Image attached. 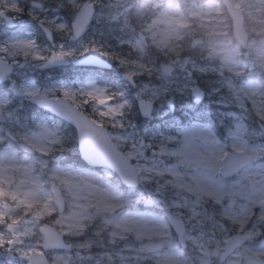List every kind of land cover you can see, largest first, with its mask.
Instances as JSON below:
<instances>
[{"label":"snow or ice","instance_id":"obj_1","mask_svg":"<svg viewBox=\"0 0 264 264\" xmlns=\"http://www.w3.org/2000/svg\"><path fill=\"white\" fill-rule=\"evenodd\" d=\"M221 15L201 0H0V264H264V50L218 39ZM94 20L125 35L85 40ZM33 22L79 47H42ZM106 61L123 83L30 75ZM67 151L82 166L53 163Z\"/></svg>","mask_w":264,"mask_h":264},{"label":"rangeland","instance_id":"obj_2","mask_svg":"<svg viewBox=\"0 0 264 264\" xmlns=\"http://www.w3.org/2000/svg\"><path fill=\"white\" fill-rule=\"evenodd\" d=\"M235 1H236V3L239 6H243L244 8H247V10H249V15H253L254 13H257V14L261 13V10L263 8H261L260 6L264 7V0H251L253 2H257L255 4L251 3L250 0H235ZM180 3L182 5L184 4V2H180ZM210 3H214V2H210ZM61 19H63V18H61ZM226 20L227 19L224 18L223 14H222L221 20L219 21L220 24L216 22V24L212 25V26H217L220 29H222L223 31L227 32L226 36L218 37V39L225 40V41H227V39L232 38L230 36V31H229V28H228L229 26H226V23H227ZM247 22H248V24H247ZM256 24H257L256 21H253L251 19L246 20V27H247L248 33L250 34V37L251 36L253 37V38L250 39L249 42H252L254 40L258 42L257 45L254 46L253 51H255L257 49L264 50V46H261L259 44V41L264 40V32H262V30H264V29H258ZM253 25H255V26L252 28ZM31 28H32L33 31H36L34 22L32 23ZM98 33H99V30L97 29V24H96L95 26H93L90 34L88 35V37L85 38V40H97L96 38H94V35H96ZM34 34H35V32H34ZM194 35H195V37L197 39H199V36H200L199 32L194 33ZM99 36H101V35H99ZM0 38H2V37H0ZM187 38L188 37H186V40H187ZM231 40L235 41L234 38H232ZM50 45H44L42 47H49ZM67 46H69V45H67ZM73 47H79V42L73 44ZM231 48H232V46H231ZM237 49H239V51H241L243 53H246V52L249 51V49L243 50V48L240 45L237 47ZM237 49H235V50H237ZM235 50L233 49V51H235ZM242 58L247 59V58H245V55ZM117 68H118L119 71L122 72V70L120 69L119 65L117 66ZM30 75L34 78L36 83L40 84V85L47 84V83H56V84H70V85H77L78 86L81 81H86L83 78H85L86 76L91 75V74H86L83 78H81L79 76H77V78L76 77L75 78L65 77V79H68L70 82H68L66 80H63L64 77H61L63 75V71H61L60 74H46L45 77H44V73L40 72L37 68H33V69H31ZM41 77H43V78H41ZM97 82L100 83L98 80H97ZM100 84L102 85V83H100ZM105 86H107V85H105ZM128 99H129L130 102L133 100V93L131 91L128 93ZM20 110H21L22 113L26 112L29 115H32V116H35V117H43V118H46V119H54L52 116L42 115V114L39 115L41 112L39 110H37L36 108H32L29 105V102H27V101H24V104H23V106L21 107ZM130 118L136 119V122L138 124L140 123L138 121V118H136V117H130ZM61 126L63 128V131L65 130L64 131L65 132L64 135L66 137H68L69 139L74 137V136H72V134L70 132H68V128H67V126L65 124L62 125V123H61ZM76 155L77 154H75V152H73V151H67V152H65V153H63L61 155L59 161H53V163L54 164L58 163L61 167H67V166L79 167V166H74V164H75L74 163V161H75L74 159H75ZM70 160H73V163H71ZM9 203H11V202H9Z\"/></svg>","mask_w":264,"mask_h":264},{"label":"flooded vegetation","instance_id":"obj_3","mask_svg":"<svg viewBox=\"0 0 264 264\" xmlns=\"http://www.w3.org/2000/svg\"><path fill=\"white\" fill-rule=\"evenodd\" d=\"M217 5L218 6H221V0H217ZM27 18V17H25ZM61 18H63V22H68V20L70 19V17L67 16V14H62L61 15ZM100 22H106V23H109L107 21H100ZM230 22V21H229ZM98 22L95 21V23L93 24V26H95ZM111 24V23H109ZM93 27H91V30H92ZM91 30L89 31V33L91 32ZM137 30H139V27L137 26ZM105 34H107L112 41H114L115 43H117V38H119L120 36H123L125 35V32H120L118 30H114V31H111L110 29H106L105 31ZM42 40H43V43L45 45H48L49 43L47 42V39L45 38V36L42 34ZM55 42L57 44L59 43H66L67 45H69V47H73V41H65L63 38L59 37V36H56L55 37ZM53 41H50V44L52 43ZM113 44V43H112ZM114 65L116 66L117 64L114 62ZM63 69H65L70 75L74 74V73H77L79 71L78 67L74 65V63H70L68 66L64 67ZM38 70H41L43 73H44V77L46 74L48 73H51V72H54L56 70H49V71H46L45 69L43 68H38ZM58 70V69H57Z\"/></svg>","mask_w":264,"mask_h":264},{"label":"water","instance_id":"obj_4","mask_svg":"<svg viewBox=\"0 0 264 264\" xmlns=\"http://www.w3.org/2000/svg\"><path fill=\"white\" fill-rule=\"evenodd\" d=\"M229 13H230V15L234 21L235 35H236L237 39L240 41V39L238 38V34L242 35V36H246L245 31H244V27H243V15L239 10H237V15L235 18L233 17L232 12L230 10H229ZM98 66H103V65H98Z\"/></svg>","mask_w":264,"mask_h":264},{"label":"bare ground","instance_id":"obj_5","mask_svg":"<svg viewBox=\"0 0 264 264\" xmlns=\"http://www.w3.org/2000/svg\"><path fill=\"white\" fill-rule=\"evenodd\" d=\"M111 24L106 23V22H98L97 23V29L99 31H106V29H110Z\"/></svg>","mask_w":264,"mask_h":264}]
</instances>
